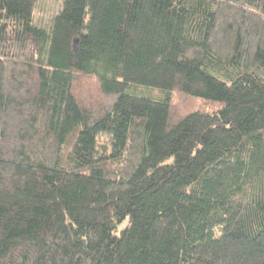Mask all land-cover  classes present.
I'll return each mask as SVG.
<instances>
[{"label": "trees", "instance_id": "16d2710c", "mask_svg": "<svg viewBox=\"0 0 264 264\" xmlns=\"http://www.w3.org/2000/svg\"><path fill=\"white\" fill-rule=\"evenodd\" d=\"M0 0V264H264V0Z\"/></svg>", "mask_w": 264, "mask_h": 264}, {"label": "rangeland", "instance_id": "374dc122", "mask_svg": "<svg viewBox=\"0 0 264 264\" xmlns=\"http://www.w3.org/2000/svg\"><path fill=\"white\" fill-rule=\"evenodd\" d=\"M61 0H37L34 10L36 22L48 28L51 17L58 11Z\"/></svg>", "mask_w": 264, "mask_h": 264}]
</instances>
